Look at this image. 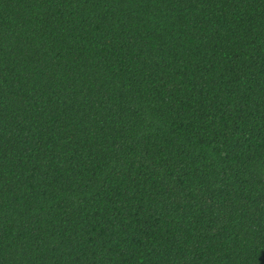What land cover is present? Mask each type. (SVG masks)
Instances as JSON below:
<instances>
[{"label": "trees", "instance_id": "trees-1", "mask_svg": "<svg viewBox=\"0 0 264 264\" xmlns=\"http://www.w3.org/2000/svg\"><path fill=\"white\" fill-rule=\"evenodd\" d=\"M0 264H264V0H0Z\"/></svg>", "mask_w": 264, "mask_h": 264}]
</instances>
